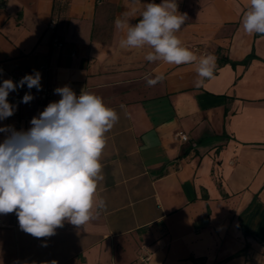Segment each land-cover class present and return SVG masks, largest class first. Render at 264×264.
Returning a JSON list of instances; mask_svg holds the SVG:
<instances>
[{
    "label": "crops",
    "instance_id": "crops-1",
    "mask_svg": "<svg viewBox=\"0 0 264 264\" xmlns=\"http://www.w3.org/2000/svg\"><path fill=\"white\" fill-rule=\"evenodd\" d=\"M149 2L162 0H0V84L36 70L42 86L10 92L18 114L0 128L16 118L29 130L64 86L119 115L100 158L99 218L35 238L15 213L0 214V264H264V36L242 28L249 0H177L188 17L176 33L183 46L217 57L200 88L196 63L149 62L147 46L119 47L114 21L137 23ZM159 73L165 80L149 87L145 77Z\"/></svg>",
    "mask_w": 264,
    "mask_h": 264
},
{
    "label": "clouds",
    "instance_id": "clouds-1",
    "mask_svg": "<svg viewBox=\"0 0 264 264\" xmlns=\"http://www.w3.org/2000/svg\"><path fill=\"white\" fill-rule=\"evenodd\" d=\"M187 19L178 11L177 0L146 3L137 23L121 18L114 21L115 28L124 33L119 47L147 46L152 49L145 56L149 62L196 63L194 87L200 88L214 77L217 57H198L183 46L176 33ZM242 28L248 35L264 36V0H249ZM165 78L164 73L145 77L149 87ZM25 85L29 90H42L41 73L34 70L18 83L5 79L0 84V120L17 109L8 102L9 93ZM54 93L61 99L34 116L29 130L16 131L11 125L0 128L7 133L0 143V214L15 213L20 229L35 238L55 235L65 221L85 227L106 209L98 191L104 180L100 158L107 144L106 133L119 121L116 110L95 93L83 89L77 96L69 86L56 88ZM33 99L29 91L22 102Z\"/></svg>",
    "mask_w": 264,
    "mask_h": 264
},
{
    "label": "built area",
    "instance_id": "built-area-1",
    "mask_svg": "<svg viewBox=\"0 0 264 264\" xmlns=\"http://www.w3.org/2000/svg\"><path fill=\"white\" fill-rule=\"evenodd\" d=\"M55 23H56V19L52 18L49 23H48V28L53 29L55 27ZM63 42L57 37V36H53L52 38V45L55 46H62ZM43 97L46 96V94H42ZM15 114H18V109H16V111L14 112ZM12 127L16 130V131H20L19 126H18V120L15 118L12 122ZM179 140L181 141H188L189 137L186 133L182 132V131H177L175 134Z\"/></svg>",
    "mask_w": 264,
    "mask_h": 264
},
{
    "label": "trees",
    "instance_id": "trees-1",
    "mask_svg": "<svg viewBox=\"0 0 264 264\" xmlns=\"http://www.w3.org/2000/svg\"><path fill=\"white\" fill-rule=\"evenodd\" d=\"M254 54L253 53H250L249 55H247L245 58H243L242 60H240L239 62H234L232 61L231 64L232 65H235L236 63H240V64H247L248 61L252 58H254ZM227 58H220L218 59V63L221 64V63H224V62H227Z\"/></svg>",
    "mask_w": 264,
    "mask_h": 264
}]
</instances>
